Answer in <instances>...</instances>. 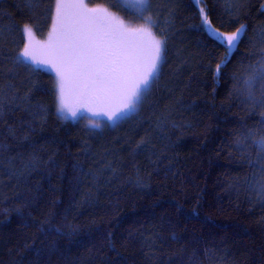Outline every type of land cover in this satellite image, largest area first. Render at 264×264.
I'll return each instance as SVG.
<instances>
[{
  "label": "trees",
  "instance_id": "16d2710c",
  "mask_svg": "<svg viewBox=\"0 0 264 264\" xmlns=\"http://www.w3.org/2000/svg\"><path fill=\"white\" fill-rule=\"evenodd\" d=\"M53 3L0 0V264H264V110L244 84L264 64V0H202L220 31L246 25L219 76L227 53L194 0H153L170 21L163 75L138 116L100 130L61 119L54 78L8 58L24 23L46 37Z\"/></svg>",
  "mask_w": 264,
  "mask_h": 264
},
{
  "label": "snow or ice",
  "instance_id": "6c2138e0",
  "mask_svg": "<svg viewBox=\"0 0 264 264\" xmlns=\"http://www.w3.org/2000/svg\"><path fill=\"white\" fill-rule=\"evenodd\" d=\"M201 2L194 0L200 28L227 53L216 65L219 76L242 42L246 25L240 24L235 31H220L213 26ZM128 4L138 14L135 23L125 22L107 7H90L86 0H54L47 10L45 39L38 38L42 29L34 24L24 23L19 28V51L8 58L14 65H22L33 73L47 70L55 74L53 95L61 119H75L79 113L87 112L106 119L112 127H119L138 116L150 99L167 63L170 21L165 19L161 24V13L166 6L154 4L153 0H115L113 7ZM172 14L169 10L168 15ZM261 41L264 44V33ZM261 57L264 59V48ZM257 81L264 82V64L258 76L244 81L246 102L264 110V94L257 98L253 91ZM261 117L264 123V111ZM89 123L92 128L100 127L95 120ZM9 132L15 138V130L9 128ZM141 144L144 151L147 141L142 139ZM254 147L260 159H264V136L254 142ZM259 192L264 196V184Z\"/></svg>",
  "mask_w": 264,
  "mask_h": 264
},
{
  "label": "rangeland",
  "instance_id": "374dc122",
  "mask_svg": "<svg viewBox=\"0 0 264 264\" xmlns=\"http://www.w3.org/2000/svg\"><path fill=\"white\" fill-rule=\"evenodd\" d=\"M86 2H87V0H86ZM126 6H130V7H132V8H135V7L132 6L131 4H128V5H126ZM200 6H201V5H200ZM262 9L264 10V4H263V6H262ZM120 18H121V17H120ZM121 19H122V18H121ZM125 22H126V21H125ZM128 23H131V22H128ZM45 38H46V37H45ZM45 38H42V39H45ZM39 39H41V38H39ZM44 72L50 74V75L54 78V80H55V74H54L53 72H50V71H47V70H45ZM91 120H95V121L100 125V127H98V128H92V127H90V123H89V122H90ZM68 121L71 122V123H74V124L77 123V122H79V121H84L83 125H84L87 129H91V130H100V129H102L104 126L112 127V126H110L109 122H108L106 119L101 118V117H93L90 113H87V112H81V113H79L78 116H77L75 119L69 117Z\"/></svg>",
  "mask_w": 264,
  "mask_h": 264
}]
</instances>
